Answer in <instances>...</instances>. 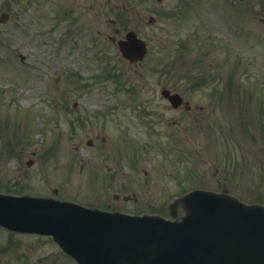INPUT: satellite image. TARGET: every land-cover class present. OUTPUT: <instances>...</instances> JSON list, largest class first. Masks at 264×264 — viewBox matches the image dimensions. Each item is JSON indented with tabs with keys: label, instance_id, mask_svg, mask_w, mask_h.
I'll return each instance as SVG.
<instances>
[{
	"label": "rangeland",
	"instance_id": "rangeland-1",
	"mask_svg": "<svg viewBox=\"0 0 264 264\" xmlns=\"http://www.w3.org/2000/svg\"><path fill=\"white\" fill-rule=\"evenodd\" d=\"M178 1L166 0L164 3L171 7V16L174 15V18H159L154 24L148 25L144 16L145 33L143 30L141 32L149 47L145 59L139 65V70L127 67L128 73L124 75L122 87L120 85V89H117L119 93L114 92L113 83L106 84V89L116 97H124L123 94L130 91L139 92V104L143 105L142 101L148 99L151 92L158 91V86L207 75L223 77V82L228 81L227 77L237 81L238 94L225 99L215 112L205 111L203 115L188 116L184 136L179 132L180 137L174 145L164 144L167 137L161 130L169 129V126L163 118L171 115V112L158 95L149 101L147 109L145 105L139 106V112L142 107L149 112L139 115V130L133 105L135 100L130 103L128 99L126 102L120 99L116 109L109 111L119 122L109 123L105 130L96 128L99 138L107 135L106 143L101 144L102 151H113V147H107L115 146V140H122L117 125H121L122 119L127 117L128 123L132 124L128 128V136L131 134L135 137L139 133V140L146 141L149 138L162 141L163 145L159 144L160 151L167 157L168 154L172 155L174 161L171 162L169 157L164 158L169 159V162L160 161L157 156L141 159L138 163H131L129 159H91L89 153H95V150L85 144L74 146L73 141L77 140L70 136L69 116L62 110L64 103L71 105L73 99L77 100L79 86L73 87L71 80L67 81L64 76L55 87V92L60 90L73 94H64L63 97L68 99L59 105L60 95L55 92L54 99L42 97L48 86H45L44 78L38 79L39 72L28 73L14 60L7 64L1 63L0 83L12 80L9 88L0 91L1 191L18 189L31 194L50 195V190L57 187L62 197L131 212L162 211L163 207L166 210L165 202L181 195L170 194L174 190V193H179L178 184L187 188L225 187L244 201L264 202V43L251 44L250 47L247 40L254 39V36L249 35L245 39L240 37L237 50L239 66L235 68L232 61L236 53L218 49L209 38L203 40L200 31L203 17L217 13L226 16L229 13L223 6L226 3L221 0H181L177 6ZM247 1L240 0L236 4V23L239 27L260 28V33L264 34V25L260 22V18L264 17V0ZM104 21V16L97 18V24ZM261 39L264 40V35ZM209 63L214 67H207ZM41 76L45 77L43 73ZM159 76L162 80L158 85ZM192 86L194 88L190 91L197 94L199 91L213 90L211 83H206L205 88L195 84ZM91 92L89 98L78 99L79 104L80 101L85 103L83 106L86 110L105 97L99 93L101 90L98 86L90 87L87 93ZM240 99L244 103H240ZM146 123L162 133L159 136L146 134ZM88 125L97 127L99 122L90 119ZM94 133L96 131H80L82 136ZM148 146L144 145L143 150L147 147V151L158 149ZM181 151L187 159L179 156ZM30 160L32 163L27 165ZM226 168L229 169L228 174L224 171ZM168 169L174 170L176 179L166 174ZM247 175H250L249 180H244L243 176ZM251 182L257 185L256 190H252ZM115 193L119 194V198L113 197ZM132 193L137 197L136 200L122 198L123 194ZM180 213L179 209L177 215ZM7 234V231L0 229V243L8 239ZM11 235L15 249L0 244V264H76L67 255L64 257L49 237L25 233Z\"/></svg>",
	"mask_w": 264,
	"mask_h": 264
},
{
	"label": "water",
	"instance_id": "water-1",
	"mask_svg": "<svg viewBox=\"0 0 264 264\" xmlns=\"http://www.w3.org/2000/svg\"><path fill=\"white\" fill-rule=\"evenodd\" d=\"M121 50L142 58L131 32ZM181 220L129 215L0 194V223L51 234L81 264H264V206L194 190L176 199Z\"/></svg>",
	"mask_w": 264,
	"mask_h": 264
},
{
	"label": "flooded vegetation",
	"instance_id": "flooded-vegetation-1",
	"mask_svg": "<svg viewBox=\"0 0 264 264\" xmlns=\"http://www.w3.org/2000/svg\"><path fill=\"white\" fill-rule=\"evenodd\" d=\"M165 1L0 0V53H3L2 56L7 59V62L18 60L28 73L39 72L40 77L38 79L44 78L45 86L50 85V88L55 90V78L60 65H77L81 51H88L96 47L97 34L103 36V40L110 44L118 38H122L126 33L125 31L128 30H134L138 36H141V31L143 30L145 33L146 27V24L142 23L144 16L150 24H154L155 20L159 18L171 17L172 9L170 6L164 5ZM101 16H104L106 25L103 22L97 24V18L101 19ZM111 19L114 20L111 21ZM115 22L116 24H113ZM226 22L227 27L224 28L223 18L212 16L211 18L205 17L201 23L203 25L202 28L213 37L215 46L221 48L237 44L235 28L228 27L232 23L230 18H227ZM111 33L116 35V39L112 40ZM103 46L106 47L107 45L104 44ZM103 46L100 43L99 49L104 50ZM91 61H94L92 57ZM141 63L139 61L129 62L126 58L121 57L116 72L125 77V73L126 75L128 73L127 67H136L139 70ZM46 64L50 70L47 69ZM207 67L214 66L212 63H209ZM49 71L50 73L47 74ZM104 72L110 75L111 68L109 65L104 67ZM42 73L45 77L41 76ZM187 79L184 82L172 81L170 85L163 84L160 87L158 86V91L151 92L149 98L142 101L143 105L142 103L141 105L139 104V92L130 91L123 94L126 100H130V103L135 100L133 103L135 107L134 112L138 119L139 113L142 115L149 114L143 107V112H139V106L145 105L147 109L149 101L154 100L156 95L164 101L165 106L171 112V115L163 118V121L168 124L169 129L161 130L162 133L159 129L155 130L152 126H147L146 123L145 133L159 136L161 132L167 137L164 140V144L167 145L169 143L175 144L176 140L180 137L179 132L184 136L188 116L203 115L205 111L215 112L220 107L219 102L224 98L225 89L226 95H233L236 89L234 82H223V77L201 75L198 77H188ZM161 80L162 77L159 76L157 78L158 85L161 83ZM206 83L213 84L212 91H199V95L196 92L190 91L194 88L193 84L201 85L202 88H205ZM220 87L224 91L221 92ZM163 89H167L169 92L167 95H173L175 99L169 101L164 97L161 92ZM46 92L50 95L54 94L53 91ZM55 94L63 96L67 93L57 91ZM78 95L80 98H83L84 93H78ZM61 99L68 98L61 97ZM71 106L72 108L69 107L68 103H64L63 110L68 112L76 111V113L80 114L79 110L83 109L77 101H73ZM115 109L116 107L112 108L111 111ZM122 120V126H124V123L129 122L127 117ZM75 121H82V117L78 115ZM118 122L119 119L113 113H110L106 120V126L109 123L112 125ZM90 131L94 130L90 129ZM123 131H127V129ZM114 132L117 135V131L114 130ZM93 136L95 137V141H88L95 150V153H92H99L101 155L93 156L91 159H129L131 163H138L141 159H150L143 156V144L149 143L152 145V142L155 141L149 138L148 141H139V133L136 139L126 136L125 133L121 134L122 140H115V146L107 147H113V151L111 149L102 151L103 145L101 144L106 143L107 135L99 138L98 131ZM159 143L162 144V141H159Z\"/></svg>",
	"mask_w": 264,
	"mask_h": 264
}]
</instances>
